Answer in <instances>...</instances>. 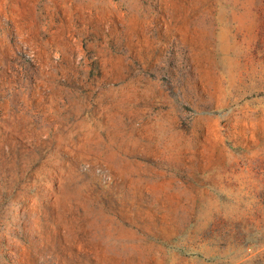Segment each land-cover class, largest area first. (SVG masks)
Returning a JSON list of instances; mask_svg holds the SVG:
<instances>
[{
    "label": "rangeland",
    "instance_id": "374dc122",
    "mask_svg": "<svg viewBox=\"0 0 264 264\" xmlns=\"http://www.w3.org/2000/svg\"><path fill=\"white\" fill-rule=\"evenodd\" d=\"M0 264H264V0H0Z\"/></svg>",
    "mask_w": 264,
    "mask_h": 264
}]
</instances>
